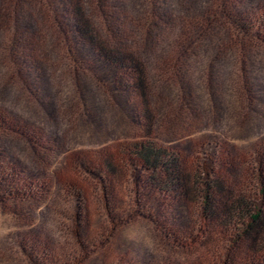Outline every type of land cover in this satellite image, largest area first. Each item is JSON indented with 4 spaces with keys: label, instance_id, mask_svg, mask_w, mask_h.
<instances>
[{
    "label": "trees",
    "instance_id": "16d2710c",
    "mask_svg": "<svg viewBox=\"0 0 264 264\" xmlns=\"http://www.w3.org/2000/svg\"><path fill=\"white\" fill-rule=\"evenodd\" d=\"M214 38L202 82L211 93L215 59L233 53L241 82L232 92L244 108L235 125L253 108L244 66L252 48L264 50V0H0V91L25 93L46 114L26 68L37 54L45 60L56 53L83 111L80 124L92 122L84 77L121 108L122 96L143 99L177 87L181 108L178 69ZM159 39L160 54L147 57ZM16 117L0 107L1 162L4 142H18L31 156L45 146L33 123ZM164 122L153 119L140 140L64 156L54 171L0 164L3 196L23 201L48 194L65 204L70 228L54 218L60 237L59 244L51 239L50 253L35 247L37 232L25 233L34 264H264V136L239 148L208 138L171 147L159 140L167 134ZM128 212L151 233L155 252L145 263L118 244L121 229L133 223L120 219ZM6 242L23 249L19 237Z\"/></svg>",
    "mask_w": 264,
    "mask_h": 264
},
{
    "label": "rangeland",
    "instance_id": "374dc122",
    "mask_svg": "<svg viewBox=\"0 0 264 264\" xmlns=\"http://www.w3.org/2000/svg\"><path fill=\"white\" fill-rule=\"evenodd\" d=\"M170 7L172 10V4ZM31 25L32 28L36 27L33 19ZM172 35L167 36L168 39ZM214 40L216 39L199 49L183 68L178 69L185 90V101L181 108H178L180 92L177 87L168 86L159 92L148 94L143 99H136L133 95L122 96L121 108L107 100L101 90L84 77V94L89 106L88 113L92 118V122L86 124L78 122L83 111L79 109V102L74 96L71 81L59 56L49 53L45 60H40L37 54L35 65L26 69H29L32 77L31 91L47 113L41 114L27 94L16 92L12 87L0 91V107L11 111L20 122L33 123L43 134L45 146L39 150V154L31 156L18 142H4L1 150L3 160L6 161H0V164H18L25 172L54 171L61 159L69 154L98 150L144 138L149 134V123L153 119L165 120L164 123L169 125L166 128L167 134L159 140L161 144L171 147L195 142L200 138L221 141L228 148L244 147L258 140L264 136V50L252 48L245 58V75L254 91V98L250 101L253 108L241 123L230 125L237 111L244 109L240 99L232 92V88H239L241 82L233 53L226 51L215 59L211 71V93L205 91L202 82L205 63L210 52L214 50L211 47L216 46ZM159 42L150 49L147 57L153 59L160 54L165 43L160 39ZM4 71L5 68L0 64V77ZM8 159L17 163L9 162ZM90 177L92 180L97 179L96 176ZM47 195L44 198L40 195L21 201L5 197L0 192V264H34L36 256L29 253L32 248L26 246L29 245L26 240L27 232H37L40 237L37 238L35 247L50 253V242L59 244L60 237L54 218L60 219L62 228H70L68 219L63 216H68L65 204L58 205L54 201L55 197L51 195L46 199ZM53 208L62 215H54ZM133 209L144 213L141 209ZM110 210L112 209L109 208ZM112 211L110 212L114 213ZM16 213L19 216H15ZM120 219L133 223L121 229L119 246L130 251L133 257L139 256L145 263L155 252L146 222L135 212L124 213ZM75 223L77 226L81 225L80 222ZM8 237H19L23 249L9 247L6 242Z\"/></svg>",
    "mask_w": 264,
    "mask_h": 264
}]
</instances>
